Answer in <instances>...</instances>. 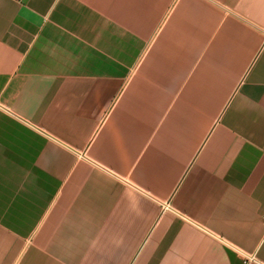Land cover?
I'll use <instances>...</instances> for the list:
<instances>
[{"label": "crops", "instance_id": "0c3cea01", "mask_svg": "<svg viewBox=\"0 0 264 264\" xmlns=\"http://www.w3.org/2000/svg\"><path fill=\"white\" fill-rule=\"evenodd\" d=\"M0 264H264V0H0Z\"/></svg>", "mask_w": 264, "mask_h": 264}]
</instances>
